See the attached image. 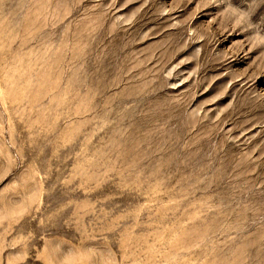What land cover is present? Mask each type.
<instances>
[{
    "label": "rangeland",
    "instance_id": "1",
    "mask_svg": "<svg viewBox=\"0 0 264 264\" xmlns=\"http://www.w3.org/2000/svg\"><path fill=\"white\" fill-rule=\"evenodd\" d=\"M0 264H264V0H0Z\"/></svg>",
    "mask_w": 264,
    "mask_h": 264
}]
</instances>
